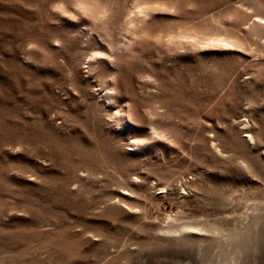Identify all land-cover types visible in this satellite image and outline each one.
<instances>
[{"label":"rangeland","instance_id":"374dc122","mask_svg":"<svg viewBox=\"0 0 264 264\" xmlns=\"http://www.w3.org/2000/svg\"><path fill=\"white\" fill-rule=\"evenodd\" d=\"M0 264H264V0H0Z\"/></svg>","mask_w":264,"mask_h":264},{"label":"bare ground","instance_id":"6f19581e","mask_svg":"<svg viewBox=\"0 0 264 264\" xmlns=\"http://www.w3.org/2000/svg\"><path fill=\"white\" fill-rule=\"evenodd\" d=\"M223 42V41H222Z\"/></svg>","mask_w":264,"mask_h":264}]
</instances>
